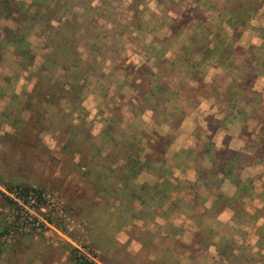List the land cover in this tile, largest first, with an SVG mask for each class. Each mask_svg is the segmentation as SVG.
<instances>
[{"label":"rangeland","instance_id":"374dc122","mask_svg":"<svg viewBox=\"0 0 264 264\" xmlns=\"http://www.w3.org/2000/svg\"><path fill=\"white\" fill-rule=\"evenodd\" d=\"M32 1L33 14L40 11L36 18L0 21V28L20 25L31 46L26 57L12 52L19 65L0 93L10 97L17 84L19 95L13 94L3 110L0 102V264H77L76 257L96 264H175L179 230L170 226L161 234L151 226L157 216L179 219L178 210L159 211L169 201V186L145 181L147 176L137 179L125 156L137 148L139 161L146 160L137 174L148 171L158 178L169 174L172 162L184 159V152L166 159L161 148L173 138L185 108L213 89L227 90L229 101L236 91L216 62L221 48L202 57L195 50L185 55L182 48L193 47L194 35L207 48L216 40L240 46L238 35L248 24L249 34L264 35V11L256 17L252 12L263 0H249L244 26L240 22L234 28L226 23L225 10L237 0L229 5L224 0H36L38 10ZM219 30L224 31L220 37ZM1 34L12 46L7 33ZM254 42L258 48L260 40ZM72 48L76 59L68 54L65 61L61 51ZM247 48L236 52L234 61L261 63L264 45ZM4 49L0 61L11 53ZM187 60L201 62L195 77ZM1 65L3 84L8 64ZM205 82L214 84L207 88ZM226 98L222 108L230 106L237 122L249 119L239 97L233 103ZM161 123L170 124V132L153 131L162 130ZM17 186L41 195L22 199ZM233 204L240 210L239 201ZM149 252L156 258L149 260ZM261 256L257 264H264V252ZM248 259L246 251L243 258L219 264H247Z\"/></svg>","mask_w":264,"mask_h":264},{"label":"crops","instance_id":"0c3cea01","mask_svg":"<svg viewBox=\"0 0 264 264\" xmlns=\"http://www.w3.org/2000/svg\"><path fill=\"white\" fill-rule=\"evenodd\" d=\"M29 1L24 0L27 4ZM261 10L264 11V0L254 16H258ZM250 25L244 26L238 35L237 45L244 50L243 53L247 47L255 45V40H260V48L264 45V35L248 33L247 30L252 28ZM9 27L7 29L15 30V27ZM3 28H0V47L11 49V53L3 55L0 61L2 65L8 64V68H3L2 77L5 78L3 84L0 82V93L6 92L9 77L19 65V60H14L12 52L16 55L19 53L13 45H5L7 43L1 34ZM246 39L248 43H242ZM25 43L30 49L31 46ZM16 85L12 93L19 95ZM252 90L257 94V103H239V107L244 110L242 114L248 113L249 116L248 120L241 122H237V114L231 111L230 106L222 108L224 95L221 99L211 94L197 96V104L185 108L183 119L162 154L170 160L175 159L174 155L178 152H184V159L180 163H176L178 160L172 162L169 174L164 177L147 174L148 171L135 175L137 179L147 176L143 178L145 181H160V186L162 182L163 186H169L166 197L169 201L160 204L159 211L178 210L179 219L175 217L170 220L167 215L157 216L160 218L155 219L151 226L161 234H165L166 228L170 226L179 230L175 242L180 250L176 248L172 251L178 260L175 264H219L228 260V257L243 258L246 251L250 254L247 264L260 263L256 256L262 257L264 252L259 246L257 234L258 228L264 224V120L257 117L264 116V71L254 78ZM11 96L0 95V102L3 103L1 110L7 107ZM150 114L152 116L153 112ZM210 121L217 122V126L211 125ZM159 125L162 130L153 131L161 135L170 132V124ZM205 145L209 148L204 149ZM205 150L208 152L205 153ZM165 182L168 184L165 185ZM219 199L224 200L217 203ZM235 201L240 202V210L233 204ZM169 202H173L175 207H170ZM180 218H184L185 222H181ZM207 228L211 229V235ZM157 255L159 257V250ZM148 256L149 260L156 258L150 252Z\"/></svg>","mask_w":264,"mask_h":264},{"label":"trees","instance_id":"16d2710c","mask_svg":"<svg viewBox=\"0 0 264 264\" xmlns=\"http://www.w3.org/2000/svg\"><path fill=\"white\" fill-rule=\"evenodd\" d=\"M249 0H237L236 3H238L236 6L234 5L232 8H226V13H228L229 18L227 19V24L229 26H233L237 27L238 24H241L244 26V22H242V19H244L243 16H245L244 13V5L248 4ZM234 2V0H224V3L229 5L230 3ZM37 6L38 3L36 2V0L32 1L31 6ZM39 9V6H37V9ZM257 7L255 6L254 10L252 11L253 14H255ZM34 11L32 12V10L30 9V4H27L25 2H20L17 0H0V19L4 18V19H13L15 21H22L23 19L25 20H30L31 18L33 19L34 17L36 18V14L40 15V11H36L35 14H33ZM17 15L23 16L21 18H17ZM243 15V16H242ZM246 17V16H245ZM52 29L55 30H60L62 29L61 26L59 27H51ZM7 33V36L11 38V40L9 41L10 44H12L15 48V51L18 52L19 54H21V56H28V51L27 49V45L25 43V32L21 30L20 25H18L15 30H9L7 28H4V30ZM224 34L223 30H219L218 31V37H220L221 34ZM192 44L193 47H184L183 46V50H184V54H188L189 52H192V50L196 51L198 53V55L200 57L204 56L205 53H218V49L221 48V56L219 57V59L216 60L217 63L221 64L223 69H226V73L228 75H230L229 77L231 78L232 81V86L236 91V93L234 94V96L230 99V101L228 100L227 97V90L226 92L223 93H218L215 91V89H213L214 92H211V95H213L214 97H216V99H221L222 96L224 95L225 98L227 99L228 103H233L235 101H237V98L239 97V101H248V103L254 105L257 103L256 100V96L257 94L252 90V83L254 78L257 77V75L259 73H261L262 71H264V57L262 62L260 63V60H258L257 64L256 62H252V61H246V60H241L240 63H237L234 61V54H239L236 52H244V50L242 48H240L239 46H230L225 43H217V40L213 42V46L211 48H209L210 46L207 45L204 46L203 42L204 39L201 38L200 35H194L190 38L189 40ZM188 41V42H189ZM221 42V41H220ZM197 44H202V46L198 47ZM229 44V43H228ZM21 49H24L23 52H20ZM181 49V50H182ZM250 49H254V47H250ZM76 49H70V53L66 52L65 50H62L61 53L63 54L65 61H68L67 55L71 54L74 59H76ZM55 53V52H54ZM52 56V55H51ZM240 56V55H239ZM242 56V55H241ZM240 56V57H241ZM200 60H198L197 62H192L191 64L190 61L187 60L186 65L189 66L191 69V75L193 77L196 76V72L194 71L195 69H197V66L201 63H199ZM256 61V60H255ZM48 62L47 59H45L44 64H46ZM142 68H145L144 66H141ZM227 68L229 69V71L227 70ZM76 69V66H75ZM263 69V70H262ZM225 72V71H224ZM149 74L153 75L152 72H149ZM238 74V75H237ZM223 76H226V74H224ZM208 83H206L207 85ZM214 83H209L207 85V88H209L210 86H212ZM156 87H160L159 84H156ZM237 119V118H236ZM164 150V148H161ZM140 153L141 151L138 150L136 148V154H131L130 152L128 153L127 159H131L129 161V163L127 164V167L131 168L130 170L128 169L129 172H131L132 174H137L139 170L144 169L145 167V161L146 160H140ZM132 158H134L132 160ZM144 164V166H143ZM165 185L168 184V182L164 183ZM214 185H216V183L213 182ZM165 187V186H164ZM14 190L17 191V193H19L21 196L27 197L28 193L30 191H35L32 190L30 188H20V187H14ZM37 192V191H36ZM38 195L40 196V192L38 193ZM222 198V197H220ZM224 200V199H223ZM223 200L219 199V201L217 203H221ZM11 203V200H10ZM257 234L259 237V246L261 249L264 250V243H262V241L264 240V224L262 226H260L257 230ZM75 261L77 262V264H96L93 261H90L89 259H86L84 257H76Z\"/></svg>","mask_w":264,"mask_h":264},{"label":"built area","instance_id":"2783aa9c","mask_svg":"<svg viewBox=\"0 0 264 264\" xmlns=\"http://www.w3.org/2000/svg\"><path fill=\"white\" fill-rule=\"evenodd\" d=\"M18 196L19 197H21V195L18 193ZM23 197L24 196H22V199H23ZM39 197V195L38 194H35L34 192H32V191H30L29 193H28V196L27 197H24V198H26V199H33V198H38ZM23 201H25V200H23ZM33 201V200H32ZM20 210V212L22 211L21 209H19Z\"/></svg>","mask_w":264,"mask_h":264}]
</instances>
